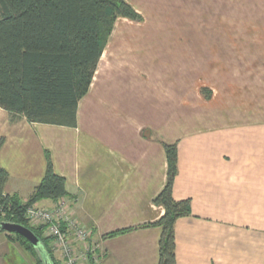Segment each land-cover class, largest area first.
Returning a JSON list of instances; mask_svg holds the SVG:
<instances>
[{
	"label": "crops",
	"instance_id": "crops-1",
	"mask_svg": "<svg viewBox=\"0 0 264 264\" xmlns=\"http://www.w3.org/2000/svg\"><path fill=\"white\" fill-rule=\"evenodd\" d=\"M125 1L143 20L115 19L75 126L12 121L0 107L7 192L26 199L48 157L98 243L97 264H158L165 209L154 198L167 181L163 144L176 143L172 198L189 213L174 222V264H264L263 61L230 50L200 60L196 45L155 33L228 24L215 22L220 11L252 0Z\"/></svg>",
	"mask_w": 264,
	"mask_h": 264
},
{
	"label": "trees",
	"instance_id": "trees-1",
	"mask_svg": "<svg viewBox=\"0 0 264 264\" xmlns=\"http://www.w3.org/2000/svg\"><path fill=\"white\" fill-rule=\"evenodd\" d=\"M118 16L141 19L125 0H0V107L8 111L10 119L23 116L30 122L75 126L78 102L88 90ZM163 146L167 181L154 198L165 209L156 222L162 229L158 264H174V222L189 213V202L172 198L177 146ZM7 179V172L0 167V208L4 212L0 221L31 229L53 263L59 264L43 228L27 225L23 215L26 205L16 195L3 194ZM68 195L65 179L53 171L47 157L45 174L28 201L55 202ZM14 234L34 252L24 237Z\"/></svg>",
	"mask_w": 264,
	"mask_h": 264
},
{
	"label": "rangeland",
	"instance_id": "rangeland-1",
	"mask_svg": "<svg viewBox=\"0 0 264 264\" xmlns=\"http://www.w3.org/2000/svg\"><path fill=\"white\" fill-rule=\"evenodd\" d=\"M247 5V9L220 11L219 16L221 20L216 18L215 22L226 21L229 22L228 24L156 26L155 33L174 36L179 41L188 44L190 51L192 50V46L196 45L194 49L199 51L200 60L209 51L230 50L243 56L247 65L261 59L264 67V0H252ZM140 17V20L134 21H142V16L140 15ZM200 93L205 98L209 96L206 87H201ZM7 181L8 179L6 183ZM6 183L3 188V194L9 197L16 195L7 192ZM16 196L19 198L20 203L22 205L25 204L26 207L40 203V201H28L29 196L26 199H22L18 195ZM39 205L44 204L40 203ZM2 216H4V212L0 208V218ZM25 221L30 228H36L31 226L26 219ZM98 249L99 247L87 264L98 263L100 255ZM0 264H39V262L36 261L34 252L16 234L12 232H0Z\"/></svg>",
	"mask_w": 264,
	"mask_h": 264
},
{
	"label": "built area",
	"instance_id": "built-area-1",
	"mask_svg": "<svg viewBox=\"0 0 264 264\" xmlns=\"http://www.w3.org/2000/svg\"><path fill=\"white\" fill-rule=\"evenodd\" d=\"M23 215L31 226L43 228L49 250L59 264H87L94 256L98 243L91 240L92 230L75 217L65 198L50 206L26 207Z\"/></svg>",
	"mask_w": 264,
	"mask_h": 264
},
{
	"label": "water",
	"instance_id": "water-1",
	"mask_svg": "<svg viewBox=\"0 0 264 264\" xmlns=\"http://www.w3.org/2000/svg\"><path fill=\"white\" fill-rule=\"evenodd\" d=\"M0 232H12L21 235L31 244L41 264H54L44 243L28 227L10 221H0Z\"/></svg>",
	"mask_w": 264,
	"mask_h": 264
},
{
	"label": "flooded vegetation",
	"instance_id": "flooded-vegetation-1",
	"mask_svg": "<svg viewBox=\"0 0 264 264\" xmlns=\"http://www.w3.org/2000/svg\"><path fill=\"white\" fill-rule=\"evenodd\" d=\"M32 248H33V247H32ZM33 251H34V249H33ZM34 256L36 257V261L39 262V263L41 264V262H40V260H39V258H38V256H37V254H36L35 251H34Z\"/></svg>",
	"mask_w": 264,
	"mask_h": 264
}]
</instances>
